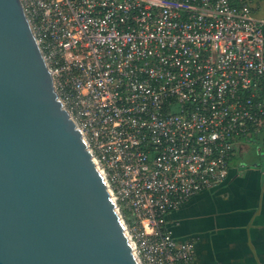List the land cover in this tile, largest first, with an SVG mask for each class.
Returning <instances> with one entry per match:
<instances>
[{
    "label": "built area",
    "instance_id": "1",
    "mask_svg": "<svg viewBox=\"0 0 264 264\" xmlns=\"http://www.w3.org/2000/svg\"><path fill=\"white\" fill-rule=\"evenodd\" d=\"M138 264H196L167 215L264 157V0H19Z\"/></svg>",
    "mask_w": 264,
    "mask_h": 264
},
{
    "label": "water",
    "instance_id": "2",
    "mask_svg": "<svg viewBox=\"0 0 264 264\" xmlns=\"http://www.w3.org/2000/svg\"><path fill=\"white\" fill-rule=\"evenodd\" d=\"M0 264H138L19 0H0Z\"/></svg>",
    "mask_w": 264,
    "mask_h": 264
},
{
    "label": "crops",
    "instance_id": "3",
    "mask_svg": "<svg viewBox=\"0 0 264 264\" xmlns=\"http://www.w3.org/2000/svg\"><path fill=\"white\" fill-rule=\"evenodd\" d=\"M257 156L248 165L232 162L221 187L167 215L177 241L196 238V264H264V157Z\"/></svg>",
    "mask_w": 264,
    "mask_h": 264
},
{
    "label": "rangeland",
    "instance_id": "4",
    "mask_svg": "<svg viewBox=\"0 0 264 264\" xmlns=\"http://www.w3.org/2000/svg\"><path fill=\"white\" fill-rule=\"evenodd\" d=\"M244 143L246 145L242 148L241 153L237 154V156L233 158V164L240 161L248 165L250 162L258 160V152L256 148L260 144V141L252 140L250 143Z\"/></svg>",
    "mask_w": 264,
    "mask_h": 264
}]
</instances>
